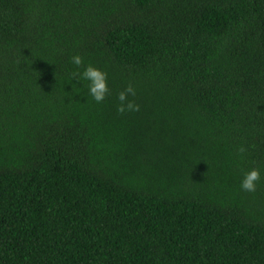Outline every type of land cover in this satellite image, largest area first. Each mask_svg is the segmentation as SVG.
Instances as JSON below:
<instances>
[{"label": "trees", "instance_id": "trees-1", "mask_svg": "<svg viewBox=\"0 0 264 264\" xmlns=\"http://www.w3.org/2000/svg\"><path fill=\"white\" fill-rule=\"evenodd\" d=\"M0 264H264V0H0Z\"/></svg>", "mask_w": 264, "mask_h": 264}, {"label": "clouds", "instance_id": "clouds-1", "mask_svg": "<svg viewBox=\"0 0 264 264\" xmlns=\"http://www.w3.org/2000/svg\"><path fill=\"white\" fill-rule=\"evenodd\" d=\"M71 60L72 63L77 66V69L84 64V60L79 54L74 55ZM72 76L73 78H79L88 82L87 87L89 94L97 103L103 102L109 94L107 73L91 63L86 65L82 72H73ZM135 96L136 89L132 84H128L118 93L117 99L119 104L117 105V112L124 114L125 112L139 111L140 105L136 103L134 99ZM129 97H132L133 99H130ZM240 151L243 152L244 149H241ZM260 179V170L258 168H251L244 173V177L241 181V189L246 192H254L256 190L257 182L260 181Z\"/></svg>", "mask_w": 264, "mask_h": 264}]
</instances>
